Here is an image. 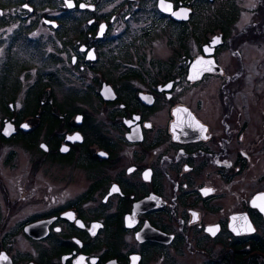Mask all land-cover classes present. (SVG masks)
<instances>
[{
	"label": "flooded vegetation",
	"instance_id": "obj_1",
	"mask_svg": "<svg viewBox=\"0 0 264 264\" xmlns=\"http://www.w3.org/2000/svg\"><path fill=\"white\" fill-rule=\"evenodd\" d=\"M165 1L189 8V20L159 0H0V264H264V214L251 205L264 189L243 200L239 189L256 140L240 71L256 20L239 29L235 19L229 34L216 26L197 46L186 29L196 28L198 0ZM176 25L191 54L163 62L155 35ZM215 37L223 43L207 55ZM39 45L95 90V113L67 114L50 85L19 92L40 81L38 66L11 89L13 65ZM126 53L109 76L98 68L103 55ZM200 57L223 72L192 76ZM216 80L217 104L198 91Z\"/></svg>",
	"mask_w": 264,
	"mask_h": 264
},
{
	"label": "rangeland",
	"instance_id": "obj_2",
	"mask_svg": "<svg viewBox=\"0 0 264 264\" xmlns=\"http://www.w3.org/2000/svg\"><path fill=\"white\" fill-rule=\"evenodd\" d=\"M203 2V0H198V8L200 10L196 16L197 21L194 25L196 26L195 30L186 29V41L191 42V44L195 43L197 46L200 45L205 40V37L213 32L215 27L219 25H221L226 33L229 34L236 26L232 25L233 21L239 19V17H241V20L238 22L239 29L251 23L253 18H255L257 23L256 42L254 46L251 45V49L246 50V56L243 59L244 64L242 63L243 68L240 66V71H242V73H244L243 76L247 78V91L249 92H247V99H250L248 105L253 107L254 116L251 117V119L252 121H255V130L252 134L256 133L254 145L249 149L247 148L248 155L250 156L249 166L244 173L240 175L239 180L240 197L241 200H243L244 198H248V195L253 191L264 189V0H217L218 4L214 6H208ZM204 8L207 10V14L203 11ZM238 28L236 30H238ZM169 30L171 33L176 31L177 38L173 41V46L168 43V41H170L168 40L170 36L169 34L171 33L168 30L161 31V33L158 31L155 36L159 34L161 35L157 37L160 40H158L154 56H159L163 62L167 61L170 56H173L174 59L189 56L191 52L187 48L182 47L180 49L178 41L180 36L179 26H171ZM183 30L185 29L183 28ZM235 31L232 36L235 34ZM26 49L29 52L23 63H15L11 69L10 76L8 77L12 90L15 89L16 79L19 80L20 76H26L28 79L32 72V68L38 66L41 71L39 75L40 81L38 79L39 82L33 87V89H30V87L25 84H21L19 88H16L19 89V92L22 90L23 93L25 91L33 93L36 88L40 89L43 86L50 85L55 89L59 105L64 112H67V114L75 115L84 112H96L94 107L98 103V98L95 90L84 86L81 83V77L74 76L69 72L71 69L69 70L67 67L63 69L59 62V56L56 53H44L42 51L43 47L40 45L37 47L28 46ZM50 50H53L52 46L48 47V51ZM176 51L178 55L176 54ZM227 56L228 55L225 51L221 57L223 65L225 66L227 64L233 66L231 59L227 58ZM61 57L63 62H70V59H68L66 54L61 55ZM112 58H117L119 62L118 64L120 65L126 63L127 59H129L128 53L123 56L103 55L98 68L103 69L107 76L112 73L114 65L117 64ZM228 75L232 76L231 81H233L236 75L235 70L233 73H229L228 71ZM219 84L218 80L212 81L211 83L209 82L200 87L198 91H201L200 95L205 93L209 100H212L217 104L218 96L216 88ZM247 99L244 96L239 99V101L241 104H246ZM194 100L198 101L197 98ZM198 103L201 102L198 101ZM237 103L239 102L237 101ZM36 105L37 100H35V98L32 100V97L30 96L27 110H32L33 113H36L37 110H34ZM200 112L203 113V110L201 109ZM98 130H101V128H99L97 124L87 127L89 138L92 139L98 137ZM224 201L226 204L231 202L230 198H227ZM231 204L232 202L230 205ZM259 264H262V262H259Z\"/></svg>",
	"mask_w": 264,
	"mask_h": 264
},
{
	"label": "water",
	"instance_id": "obj_3",
	"mask_svg": "<svg viewBox=\"0 0 264 264\" xmlns=\"http://www.w3.org/2000/svg\"><path fill=\"white\" fill-rule=\"evenodd\" d=\"M213 1V0H210ZM171 5V7L169 8L168 6ZM159 7L161 9L162 12L164 13H172L173 18L176 19L177 21H188L190 18V13L192 12L189 8H179L177 11L173 12V5L171 3L166 2L165 0H163V2H161V0H159ZM183 10V11H181ZM173 13H176L177 15H174ZM178 17H186V18H178ZM223 43L222 41V37H215L214 40L211 42L210 46H205L204 50L205 53L207 55H212L214 53V49L215 47L221 45ZM211 48L209 51L207 49ZM91 59H95L92 55H90ZM89 57V58H90ZM203 58H197L194 61L193 64V68L191 73H195L194 75L196 76V78H200L202 77L205 73L207 72H218V73H222V69L215 64V62L211 61V60H206L207 65H203ZM211 68V71H209L208 69ZM214 68H216L214 70ZM107 89H109L108 87L104 88L102 91V96L104 98L107 99L109 93L107 92ZM258 197H264V194H257L252 200H251V205L253 207H256L258 210H260L261 213L264 214V211H262L261 209L264 208V199H258ZM255 201V203H253Z\"/></svg>",
	"mask_w": 264,
	"mask_h": 264
},
{
	"label": "snow or ice",
	"instance_id": "obj_4",
	"mask_svg": "<svg viewBox=\"0 0 264 264\" xmlns=\"http://www.w3.org/2000/svg\"><path fill=\"white\" fill-rule=\"evenodd\" d=\"M161 2H163V0H161ZM71 6V5H70ZM81 7H84V5H81ZM169 8L171 7V5L168 6ZM183 11V10H181ZM174 15H177L176 13H173ZM178 18H186V17H178ZM103 27L104 26H101V31H103ZM91 58V57H90ZM209 71H211V68L208 69ZM189 79H191V77H189ZM169 88H171L172 86L171 85H168ZM25 128H27V125H24ZM146 127H150V125H146ZM78 139V137H77ZM43 147V146H42ZM63 151H67V149H62ZM117 189L113 188V191H116ZM205 191H211V190H205ZM258 199H264V197H258ZM255 203V201L253 202ZM262 211H264V208L261 209ZM195 215V214H194ZM209 231H211V229H209ZM0 259H3V260H7V257L6 256H2L0 257ZM83 258H81L82 260ZM135 259V258H134ZM79 264V262H78ZM93 264H95V261H93Z\"/></svg>",
	"mask_w": 264,
	"mask_h": 264
},
{
	"label": "trees",
	"instance_id": "obj_5",
	"mask_svg": "<svg viewBox=\"0 0 264 264\" xmlns=\"http://www.w3.org/2000/svg\"><path fill=\"white\" fill-rule=\"evenodd\" d=\"M257 252H258V253H262V254L264 255V246H261V245L258 246V247H257ZM257 264H258V259H257Z\"/></svg>",
	"mask_w": 264,
	"mask_h": 264
},
{
	"label": "bare ground",
	"instance_id": "obj_6",
	"mask_svg": "<svg viewBox=\"0 0 264 264\" xmlns=\"http://www.w3.org/2000/svg\"><path fill=\"white\" fill-rule=\"evenodd\" d=\"M203 65H205V63L202 62ZM195 73L192 72V76H194Z\"/></svg>",
	"mask_w": 264,
	"mask_h": 264
}]
</instances>
